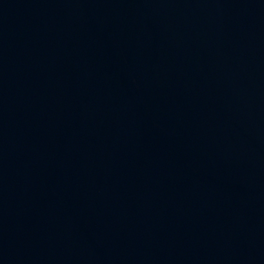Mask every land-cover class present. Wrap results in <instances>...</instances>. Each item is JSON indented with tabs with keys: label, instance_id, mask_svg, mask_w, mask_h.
Segmentation results:
<instances>
[{
	"label": "water",
	"instance_id": "95a60500",
	"mask_svg": "<svg viewBox=\"0 0 264 264\" xmlns=\"http://www.w3.org/2000/svg\"><path fill=\"white\" fill-rule=\"evenodd\" d=\"M0 264H264V0H0Z\"/></svg>",
	"mask_w": 264,
	"mask_h": 264
}]
</instances>
